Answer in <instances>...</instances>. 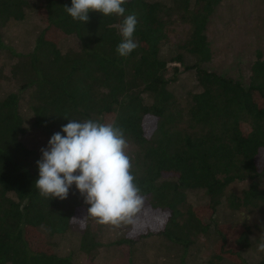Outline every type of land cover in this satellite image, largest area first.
<instances>
[{
  "label": "trees",
  "instance_id": "16d2710c",
  "mask_svg": "<svg viewBox=\"0 0 264 264\" xmlns=\"http://www.w3.org/2000/svg\"><path fill=\"white\" fill-rule=\"evenodd\" d=\"M218 1L127 0L125 15L137 17L139 45L128 57L116 52L123 18L92 11L82 24L65 11L71 0H42L34 7L43 10L46 26L28 51L12 50L0 36V53L13 61L10 75L20 74L17 87L0 95V264H71L69 256L49 246H32L39 227L55 235L76 225L81 252L100 246L92 218L86 217L89 205L75 184L64 200L40 196L35 181L42 153L21 138L34 132L49 140L68 119L120 126L135 147L128 154L134 182L161 222L119 242L134 244L154 235L186 249L192 235L209 231L218 244L204 264H248L242 256L247 236L235 228L228 243L212 216L222 202L237 209L263 199L257 187L264 178V156L259 158L264 155V52H255L246 85L203 68L211 57L207 18ZM29 8L28 0H0V29L22 20ZM172 17L187 24L188 35L178 45L181 52L169 59L182 71L193 70L199 86L186 95L183 107L169 88L180 69L173 65L167 73L160 53ZM47 30L72 36L77 45L62 51ZM185 54L192 60H184ZM24 95L28 121L21 111ZM241 180L248 185L240 196L225 194L229 184ZM186 191L206 198V217L195 206L180 210ZM257 264H264V256Z\"/></svg>",
  "mask_w": 264,
  "mask_h": 264
},
{
  "label": "rangeland",
  "instance_id": "374dc122",
  "mask_svg": "<svg viewBox=\"0 0 264 264\" xmlns=\"http://www.w3.org/2000/svg\"><path fill=\"white\" fill-rule=\"evenodd\" d=\"M31 8L25 10V16L19 21H8L0 29V36L8 47L14 51L25 52L32 46L35 34L46 26L42 9L34 7L42 0H28ZM166 26V39L161 43L160 53L167 59L168 71L176 65L180 72L176 80L169 86L175 100L180 106L185 105L186 95L197 91L199 86L195 80L193 70L182 71L178 63L169 58L177 52L178 48L188 35V26L177 18ZM48 35L57 42L58 47L64 51L77 45L74 37L63 33L47 30ZM205 35L211 50L208 62L202 64L203 68L217 74L240 81L243 85L248 82L249 67L258 50L264 52V0H219L207 18ZM184 60L191 61L192 57L185 54ZM13 61L6 53H0V95L16 88L20 83L19 70L10 75V66ZM27 96L21 103L23 117L29 120V111L26 103ZM22 140L29 148L41 152L48 139L34 132H26ZM135 150L134 145L128 142L127 153ZM263 154L259 156L263 158ZM248 180L234 181L225 189V194L240 196L246 189ZM258 189L261 190L263 199L256 200L253 205L241 206L237 209L230 208L222 202L216 209L213 220L222 225L224 236L228 243L232 242L236 229L242 230L247 236L248 246L242 251V256L248 264H257L264 256V251L258 250V245L264 241V178L259 181ZM206 198L198 191H186L181 211L185 207L195 206L199 213L206 217L208 209L204 206ZM151 205L149 197H143V206L131 223L121 224L119 227L100 225L92 218L96 227V237L100 246L90 254L81 252L78 240L81 230L72 225L62 234L50 235L39 227L38 232L31 242L32 246H49L60 256H69L71 264H204L218 244L213 233L200 232L192 235V242L186 249L159 236H148L134 244H126L124 237L148 230L152 225L159 224L160 218L149 212ZM213 221V222H214ZM157 224V225H158ZM224 264H229L225 260Z\"/></svg>",
  "mask_w": 264,
  "mask_h": 264
},
{
  "label": "clouds",
  "instance_id": "9594fccd",
  "mask_svg": "<svg viewBox=\"0 0 264 264\" xmlns=\"http://www.w3.org/2000/svg\"><path fill=\"white\" fill-rule=\"evenodd\" d=\"M126 3L127 0H71V6L64 8L74 21L82 24L89 22L92 11L122 17V39L116 52L120 57H128L139 45L134 39L138 20L134 13L125 15ZM68 121L40 150L39 176L35 181L40 196L64 200L75 184L84 203L89 205L86 217L113 227L131 223L141 211L143 197L134 182L123 128L92 119ZM258 250L264 251V241Z\"/></svg>",
  "mask_w": 264,
  "mask_h": 264
}]
</instances>
